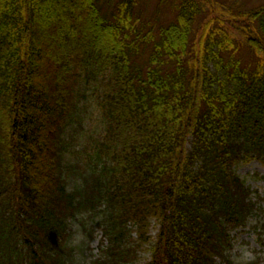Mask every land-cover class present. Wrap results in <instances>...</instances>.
Listing matches in <instances>:
<instances>
[{
  "label": "trees",
  "instance_id": "trees-1",
  "mask_svg": "<svg viewBox=\"0 0 264 264\" xmlns=\"http://www.w3.org/2000/svg\"><path fill=\"white\" fill-rule=\"evenodd\" d=\"M142 3L0 0V264H77L70 224L103 206L97 264H235L231 230L258 209L264 246V208L235 170L264 163V3L182 0L158 32ZM79 86L106 127L74 181Z\"/></svg>",
  "mask_w": 264,
  "mask_h": 264
},
{
  "label": "rangeland",
  "instance_id": "rangeland-1",
  "mask_svg": "<svg viewBox=\"0 0 264 264\" xmlns=\"http://www.w3.org/2000/svg\"><path fill=\"white\" fill-rule=\"evenodd\" d=\"M141 11L143 18L155 24L158 32L160 25H168L177 17L178 3L182 0H142ZM211 7L216 4H238L249 10L264 3V0H209ZM214 12V11H211ZM206 13L202 14L195 22L192 34L200 30L206 21ZM250 54L246 53L248 59ZM77 107L68 119V126L64 136L65 166L71 168L69 173L71 179L79 180V173L92 167L93 152L95 145L102 140L105 134V121L103 110L99 101L91 91L79 86L76 91ZM237 175L245 182L246 186L253 192V201H257L264 208V163L260 160L243 162L236 167ZM68 171V170H67ZM72 186V185H71ZM105 207L99 211H86L70 224L69 247L74 253L77 264H97L100 259L106 257L107 249H111L110 241L105 237ZM258 212L251 217L247 224L241 228L231 230L232 250L230 260L235 264H248L252 261L264 260V246L260 241L257 223L260 219ZM128 231L132 233L134 227L129 225ZM159 227L153 222L150 235L155 237ZM132 239L137 236L133 233ZM138 263H147L151 260L149 246L137 249Z\"/></svg>",
  "mask_w": 264,
  "mask_h": 264
}]
</instances>
